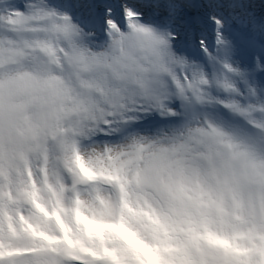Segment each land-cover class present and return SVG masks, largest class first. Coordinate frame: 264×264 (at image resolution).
<instances>
[{
    "label": "snow or ice",
    "instance_id": "obj_1",
    "mask_svg": "<svg viewBox=\"0 0 264 264\" xmlns=\"http://www.w3.org/2000/svg\"><path fill=\"white\" fill-rule=\"evenodd\" d=\"M0 264H264V0H0Z\"/></svg>",
    "mask_w": 264,
    "mask_h": 264
}]
</instances>
